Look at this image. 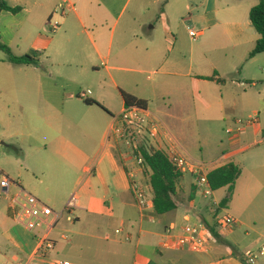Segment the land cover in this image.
Here are the masks:
<instances>
[{
  "label": "crops",
  "instance_id": "obj_1",
  "mask_svg": "<svg viewBox=\"0 0 264 264\" xmlns=\"http://www.w3.org/2000/svg\"><path fill=\"white\" fill-rule=\"evenodd\" d=\"M4 1L20 9L15 13L0 10V43L17 56L32 52L38 63L16 65L0 58V126L6 128L0 131V145L23 156L20 170L13 173L16 178L10 177L34 196L41 185L65 191L72 184L76 224L71 239L59 235L67 243L60 252L66 255L73 250L82 264H245L248 250L258 252L264 245V53L249 56L259 39L249 20L258 0H137L118 31L114 24L108 41L98 28L102 18L91 9L93 0H75L78 9L72 0ZM59 3L71 5V22L96 29L99 42L93 41V46L98 58H127L139 66L128 69L134 73L132 85L118 83L120 79L111 73L125 67L104 63L116 94L105 80L99 90L82 99L78 91L67 89L69 81L61 72H39L40 59L34 54H41L51 43L40 31ZM157 25L161 32L154 36L151 32ZM190 26L198 28L200 35L186 42ZM142 31H148L145 39H140ZM146 72L157 78L147 75L150 83L141 86L134 75ZM122 93L142 100L183 151L195 158L192 151L198 148L197 159L202 161L207 159V142L217 124L226 125V133L228 128L236 130L237 120L243 122L241 131L226 133L225 143L215 153L225 161L213 168L237 164L239 157L242 162L237 164L241 172L232 197L224 206L221 201L226 195L220 198L212 191L203 198L192 178L184 175L176 186L177 208L155 213L148 176L132 174V159L120 153L113 137L108 139L113 100L121 97L122 108ZM26 155L35 161L29 162ZM132 179L146 186L150 198L143 214L130 190ZM222 208L236 220L224 233L215 224V214ZM188 222L207 227L208 251L159 247L166 227L174 225L179 232ZM116 228L122 232L114 234ZM41 229L30 231L17 223L16 210L7 198H1L2 264H25L38 247ZM51 239L54 248L46 256L56 258L58 239ZM259 256L253 264H264V254Z\"/></svg>",
  "mask_w": 264,
  "mask_h": 264
},
{
  "label": "built area",
  "instance_id": "obj_2",
  "mask_svg": "<svg viewBox=\"0 0 264 264\" xmlns=\"http://www.w3.org/2000/svg\"><path fill=\"white\" fill-rule=\"evenodd\" d=\"M58 24L53 26L55 30ZM188 35L192 40H196L200 32L188 28ZM90 94L80 92L79 97L85 98ZM237 127L235 131H241L244 127L243 122L239 119L236 121ZM234 130L226 129L227 134H234ZM109 137H113L115 143L124 145L129 148L126 153L133 162V171L145 174V166L141 157V148L147 152L156 150L163 151L175 169L181 174L189 175L193 180V186L196 191L203 197L208 198L212 189L207 178V164L199 162L188 154H186L179 142L171 134V132L145 107L137 104H124L117 115L112 116ZM180 181V179H179ZM177 182V184L179 183ZM176 184V186H177ZM17 189L12 191L11 187ZM130 190L134 197L135 204L141 214L148 209L150 198L146 186L140 181L133 180L130 183ZM7 198L9 206L16 210V221L28 230L42 228L43 234L38 240V247L34 255L25 264H75L67 259L48 258L46 253L54 248V241L49 237L51 230L55 227L58 220L63 216V212H53L47 205L41 202L36 196L21 188L12 178L1 174L0 176V199ZM77 206V197L72 194L65 207L67 221H72V214ZM154 222L155 218L151 217ZM216 228L220 233H224L231 229L235 224V218L227 212L215 214ZM122 228H116L114 234H120ZM210 233L207 227L202 223H186L181 231L177 232L174 225H169L163 232L159 242V247L165 250H177L186 248L195 253L206 252L210 248ZM129 237L126 236L125 240ZM264 254V245L260 247L258 252L248 250L245 253V264H253L258 255Z\"/></svg>",
  "mask_w": 264,
  "mask_h": 264
},
{
  "label": "rangeland",
  "instance_id": "obj_3",
  "mask_svg": "<svg viewBox=\"0 0 264 264\" xmlns=\"http://www.w3.org/2000/svg\"><path fill=\"white\" fill-rule=\"evenodd\" d=\"M74 3V7L78 9L79 4L76 3L75 0H72ZM137 0H93V5L91 9H94L96 15L95 17H101L102 20L98 25V28H101V32L103 37L108 41L110 36V32L114 24H116L117 31L123 25V23L131 16L132 8ZM59 6H56L51 15V21L49 24H46V28L41 30L40 33L46 35L50 40L51 43L49 47L43 51L41 54L35 53L40 59L39 63V72H61L62 75L69 81V84L66 85L67 89L72 91H78L86 93L88 90L95 91L99 90L100 83L107 80V86L109 89L116 94L115 87L113 86L111 79L108 78V73L105 69L104 63L110 67H125L126 70H117L111 71L113 73V77L118 78V83L124 81L128 82L129 85L133 83L131 77L134 73L128 69H138L139 66L128 62L127 58H108L101 59L98 58L94 46L93 41L99 42V38L95 36L97 34L95 32V28L89 24L85 26H80L79 23L71 22V18L73 16V12L71 11V5L66 3H59ZM107 8V11L105 10ZM62 14L64 16H62ZM57 25L56 29H53L54 25ZM101 25V26H100ZM186 25V24H185ZM193 30H199L193 26H190ZM85 29V31H84ZM160 28L156 27L155 30H152V34L154 36L160 35ZM148 31H142V37L140 39H145L147 36ZM189 36L185 35L184 39L186 42L189 40ZM116 49V42L114 46V51ZM29 55H33L30 52ZM53 58V60H49L47 57ZM0 58H7L6 55L0 50ZM68 62V63H65ZM103 62V63H102ZM0 68L1 65H0ZM147 75L149 73L143 74H135L139 78V85L143 86L145 84H149L150 81L147 80ZM151 78H157V75H150ZM120 81V82H119ZM122 87L125 88L124 84ZM120 87V86H119ZM120 89V88H119ZM87 94V96H90ZM83 99V98H82ZM159 103V101H158ZM113 107H114V115H117L121 110V97H118L113 100ZM67 108V107H66ZM2 113V112H0ZM112 115V116H114ZM111 116V120H112ZM225 127L223 123H219L216 126V133L210 142H207V159L206 161L198 160L199 159V149L196 148L193 150V156L195 160L206 163L207 170H211L213 167L222 164L225 160L217 159L215 153L219 151L221 148V142L225 143L227 138V134L225 133ZM3 128L0 126V131ZM200 137H202L201 132L199 131ZM120 153H128L129 148H126L124 145L119 144L117 147ZM26 154V153H25ZM198 158V159H197ZM23 159L21 154H18L14 150H10V148H6L4 145H0V175H9L8 177L12 176L15 177L13 173L20 170V161ZM26 160L33 163L35 160L33 157L26 155ZM240 159V157H239ZM238 158L236 159L237 164H241L242 162ZM243 167V166H242ZM11 178V177H10ZM16 178V177H15ZM32 182V177H29ZM68 187L65 191L62 190H52L50 188H46L44 185L40 186L39 191L37 192L36 196L38 199L40 198L41 201L45 205H47L53 212L60 213L63 212V216L59 219L55 229L53 230L50 238H59V235H66L67 239H71V230L75 227L73 224H76L75 214H69L72 217V221L68 222L66 217L68 213H66L65 207L67 205L68 200L70 199L73 193V187ZM217 196L220 198L223 195H226L227 189L221 188L216 190ZM76 208L74 209V211ZM224 212H228L227 209L222 208L219 209V213L222 214ZM230 214V213H229ZM42 233L43 230L41 229ZM211 240V236L209 237ZM67 247L66 240L58 239V255L56 258L60 259H67L75 264H82L76 257L75 252L71 250L69 254L64 255L61 251V247ZM254 251V250H253ZM255 252V251H254ZM3 253V252H2ZM256 253V252H255ZM256 260H259L260 256L256 257ZM0 264H2V259L0 258Z\"/></svg>",
  "mask_w": 264,
  "mask_h": 264
},
{
  "label": "trees",
  "instance_id": "obj_4",
  "mask_svg": "<svg viewBox=\"0 0 264 264\" xmlns=\"http://www.w3.org/2000/svg\"><path fill=\"white\" fill-rule=\"evenodd\" d=\"M19 7H10L4 0H0V10H6L15 13ZM249 20L255 31L259 35V39L249 56L258 53H264V0H258V3L251 8L249 12ZM0 50L6 55L7 61L16 65H34L38 63V59L31 55H14L11 49L0 43ZM124 104H137L145 107L142 100L135 98L127 93H122ZM87 104H97L94 101H85ZM141 157L145 166V174L148 176V183L152 193V204L156 214H165L174 211L177 208L176 184L181 178V174L175 169L169 161L167 155L161 151L147 152L141 148ZM241 172L240 166L228 162L222 166L213 168L207 172V178L212 191L227 188V194L221 201L224 206L232 197L234 184ZM212 236L219 238L218 233L210 230Z\"/></svg>",
  "mask_w": 264,
  "mask_h": 264
}]
</instances>
